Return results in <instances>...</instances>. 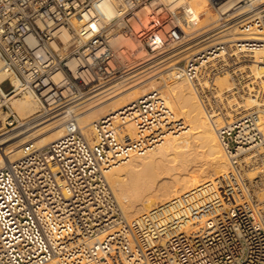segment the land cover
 I'll return each mask as SVG.
<instances>
[{"label": "built area", "instance_id": "1", "mask_svg": "<svg viewBox=\"0 0 264 264\" xmlns=\"http://www.w3.org/2000/svg\"><path fill=\"white\" fill-rule=\"evenodd\" d=\"M206 1L219 12V26L210 34L234 28L243 38L173 63L206 37L204 29L186 31L181 25L182 17L198 19L191 0H110L120 12L111 22L96 9L100 0H0L6 72L0 116L18 120L10 98L29 91L45 113L66 110L61 137L0 167V264H108L104 253L111 246L128 264H264V131L255 110L228 116L217 128L228 159L225 172L137 216L130 227L106 171L131 152L157 144L172 111L156 91L145 94L120 114L133 121L131 138L118 131L112 115L94 121L89 135L75 126L76 111L68 110L145 67L170 69L173 77L197 85L229 70L233 97L254 94L250 72L234 65L242 53L264 47V0ZM76 17L82 19L78 31L72 25ZM64 29L71 30L67 38ZM118 37L132 38L150 58H135V49L114 44ZM210 90L202 92L209 111H225L228 92L219 101ZM250 169L256 171L251 177Z\"/></svg>", "mask_w": 264, "mask_h": 264}, {"label": "bare ground", "instance_id": "2", "mask_svg": "<svg viewBox=\"0 0 264 264\" xmlns=\"http://www.w3.org/2000/svg\"><path fill=\"white\" fill-rule=\"evenodd\" d=\"M178 3L177 1L175 5ZM190 5L198 19L192 22L182 17L181 25L186 31L204 29L206 37L199 47L188 54H180L173 63L210 46L243 38L236 36V30L229 27L223 34H210L219 26V12L215 6L206 0H191ZM81 24V17L72 20L73 29L76 31L80 29ZM133 25L136 29L139 28L136 21ZM70 32L71 30L64 29L62 37L67 38ZM114 44H126L135 49V58L142 61L150 58L146 50L132 38L118 37ZM261 49L264 47L242 53L241 63L234 65L236 70L250 72V83L257 85L254 94L241 95L242 100L233 97L237 91H234L235 87L230 82L229 70L215 72L197 85L186 78L173 77V71L170 69L145 67L118 81L105 84L68 106L69 111H76L75 126L83 132L92 135L93 122L112 115L118 131L131 138L136 135L133 121L128 116L122 118L120 114L125 113L145 94L156 91L166 100L172 111V117L163 126L157 144L142 151L131 152L127 160L111 166L106 171V178L129 227L137 216L169 202L227 170L228 159L217 134L218 126L227 123L226 117L253 109L259 115L260 121L257 125L264 131V97L261 95L264 91V58ZM217 56L222 57L223 51ZM1 67L0 59V81L6 78V72ZM204 89H211L210 93L219 96V101H222L221 95L228 92V108L211 113L202 97ZM10 106L20 124L10 132L5 129L7 113L1 115L0 167L9 161L17 160L34 148L58 139L66 131V118L63 114L66 110L45 113L40 99L32 91L12 96ZM233 111L237 112L232 113ZM255 173L252 169L247 171L250 177ZM104 255L108 264H128L116 246L109 247ZM48 264L58 263L52 261ZM85 264L97 263L87 261Z\"/></svg>", "mask_w": 264, "mask_h": 264}, {"label": "clouds", "instance_id": "3", "mask_svg": "<svg viewBox=\"0 0 264 264\" xmlns=\"http://www.w3.org/2000/svg\"><path fill=\"white\" fill-rule=\"evenodd\" d=\"M96 9L106 22H111L120 15V12L112 5L110 0H100Z\"/></svg>", "mask_w": 264, "mask_h": 264}, {"label": "rangeland", "instance_id": "4", "mask_svg": "<svg viewBox=\"0 0 264 264\" xmlns=\"http://www.w3.org/2000/svg\"><path fill=\"white\" fill-rule=\"evenodd\" d=\"M2 87H3V89L4 90H7V89H9V82H5L3 85H2ZM17 96H20V95H17ZM4 114V113H3ZM1 117V116H0ZM3 119H4V117H3ZM0 120H2V117H1V119ZM8 123L5 125V129L6 130H9L10 132L11 131H13V130H15V129H17L18 128V121L19 120H14V121H10V119H7L6 120ZM20 124V123H19ZM15 128V129H14Z\"/></svg>", "mask_w": 264, "mask_h": 264}]
</instances>
